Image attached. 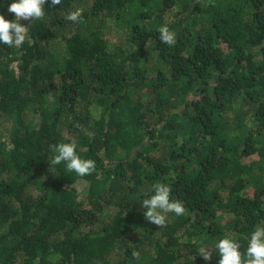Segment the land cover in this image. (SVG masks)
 <instances>
[{
    "label": "trees",
    "instance_id": "obj_1",
    "mask_svg": "<svg viewBox=\"0 0 264 264\" xmlns=\"http://www.w3.org/2000/svg\"><path fill=\"white\" fill-rule=\"evenodd\" d=\"M8 2L0 13L16 19ZM78 2L89 4L79 22L66 19ZM45 11L20 20L22 45L0 44V120L15 125L0 140V264H217L224 235L243 251L264 223V0H61ZM110 23L130 48H109ZM161 24L174 45L159 40ZM72 139L96 161L90 174L51 164ZM157 181L186 208L162 227L142 204Z\"/></svg>",
    "mask_w": 264,
    "mask_h": 264
},
{
    "label": "clouds",
    "instance_id": "obj_2",
    "mask_svg": "<svg viewBox=\"0 0 264 264\" xmlns=\"http://www.w3.org/2000/svg\"><path fill=\"white\" fill-rule=\"evenodd\" d=\"M6 0H0V4ZM61 0H10L8 11L15 14L16 19H7L0 13V44L20 46L28 38V25L21 19H40L46 15L45 5H59ZM82 17L80 9L67 13L66 19L77 21ZM159 40L167 45L176 43V33L167 24L158 26ZM75 139L56 143L53 148L52 165L64 164L68 171L79 176L90 174L96 167V161L85 158L78 152ZM145 208L144 216L159 227L165 226L168 213L181 216L186 208L183 201L172 198V186L167 182L157 181L152 184L149 194L142 199ZM218 253L217 264H264V223H258L249 233L246 248L242 251L239 240L234 235H224L215 242ZM199 253L205 260H211L212 254L201 247Z\"/></svg>",
    "mask_w": 264,
    "mask_h": 264
},
{
    "label": "rangeland",
    "instance_id": "obj_3",
    "mask_svg": "<svg viewBox=\"0 0 264 264\" xmlns=\"http://www.w3.org/2000/svg\"><path fill=\"white\" fill-rule=\"evenodd\" d=\"M77 4H78L77 9H80V10L82 9V7H86L89 5L88 3L86 5L81 2H78ZM103 35L106 36V38L110 40L109 48H112V44L117 45V46L121 44V46L123 45L125 48H130L131 46V44L125 38L124 31L120 28H116L113 25V23H110L109 26L103 29ZM30 112H31V109H29L26 112L25 116H26L28 123L34 127L37 124L36 118H35L36 116H29V115H32ZM92 113L95 118L98 117L99 113L97 110H92ZM14 126L15 125H14L12 118L9 115H4L2 119L0 120V140L6 141L10 137L13 129L15 128ZM77 183H78L77 187L79 189H82L81 191H83V188H85V182L79 181ZM167 216L169 219H172L174 217L173 214L171 213H168Z\"/></svg>",
    "mask_w": 264,
    "mask_h": 264
}]
</instances>
